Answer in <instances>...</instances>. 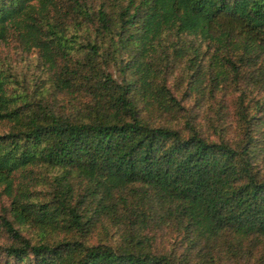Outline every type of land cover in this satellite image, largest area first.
Returning a JSON list of instances; mask_svg holds the SVG:
<instances>
[{"label": "trees", "instance_id": "16d2710c", "mask_svg": "<svg viewBox=\"0 0 264 264\" xmlns=\"http://www.w3.org/2000/svg\"><path fill=\"white\" fill-rule=\"evenodd\" d=\"M3 42L36 49L39 69H0L8 259L264 264V0H0ZM182 86L219 114L230 93L235 134L200 122ZM39 166L58 171L51 188ZM99 222L118 236L92 241ZM17 223L68 234L35 242Z\"/></svg>", "mask_w": 264, "mask_h": 264}, {"label": "rangeland", "instance_id": "374dc122", "mask_svg": "<svg viewBox=\"0 0 264 264\" xmlns=\"http://www.w3.org/2000/svg\"><path fill=\"white\" fill-rule=\"evenodd\" d=\"M17 48V49H16ZM37 50L32 49L29 51V53H25L22 55V52L20 51L19 47H14L13 45H9L5 42L0 43V69H4L7 73H9V64H12L14 66L15 74H19L20 78H28L34 80L38 74L39 69L37 68ZM184 63V65H183ZM186 67V60L184 59V62H180L178 60L173 59L169 66V76L171 81L175 84V82H179L182 79L184 69ZM23 80V79H22ZM182 85L184 86L187 84L188 79L182 80ZM183 86L181 87L180 95L182 100L189 105V107L195 112L198 120L200 122H203L205 126H207L208 118L209 116H212L217 113L218 109V103H215V100L212 96H210L208 93L202 98V104L201 107H197L195 104H193L196 101L197 95L194 97L193 95L189 96L187 93H183ZM189 87V85H188ZM219 98V97H218ZM232 98V95L229 93L227 95V100L229 101L228 107H226L223 111V113L219 114L217 113L216 119H218L220 126L228 128V132L230 134H235L236 132V123L234 111L232 109V101L230 99ZM214 105V107H212ZM161 118V117H160ZM163 120V119H159ZM183 122V121H181ZM9 130V121H0V133H5ZM54 167L49 166H39L38 172L40 173V185L39 188L43 190L47 188H51V180L52 175H55L56 170H53ZM47 174H52L49 176H46ZM73 182H75V185L77 188H79V179L77 177L72 178ZM45 181V182H44ZM5 184H0V211L2 208L11 202L12 196L8 195L6 190L4 189ZM17 186V184H16ZM83 189H81L82 191ZM105 223L108 224L109 220L106 219ZM21 231L28 237H30L33 241L37 242L39 240H49L54 237H62L68 234V231L65 230H55V229H44L40 225L36 223H26V224H16ZM106 227L99 222L95 229L93 234L91 235L92 241L98 240L100 237L104 238L107 235L111 236H118L116 233H107ZM171 239L166 238L164 242H168ZM13 239L7 234H3L0 237V264H28V262L25 260L24 262L17 263L13 258L8 259V256L6 255L5 246L11 243ZM258 254V253H257ZM193 258H196V254ZM255 258L256 255H251L249 253H244L242 257H232L228 259V262L230 264H255Z\"/></svg>", "mask_w": 264, "mask_h": 264}]
</instances>
